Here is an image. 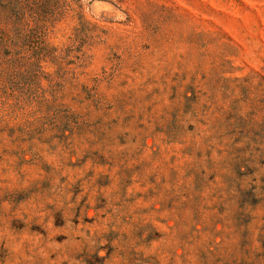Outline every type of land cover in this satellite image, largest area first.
<instances>
[{
    "label": "rangeland",
    "instance_id": "1",
    "mask_svg": "<svg viewBox=\"0 0 264 264\" xmlns=\"http://www.w3.org/2000/svg\"><path fill=\"white\" fill-rule=\"evenodd\" d=\"M0 264H264V0H0Z\"/></svg>",
    "mask_w": 264,
    "mask_h": 264
}]
</instances>
